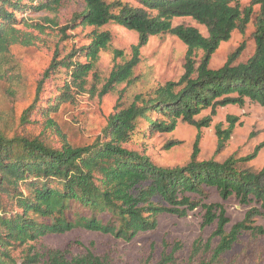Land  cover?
<instances>
[{"label": "trees", "instance_id": "obj_1", "mask_svg": "<svg viewBox=\"0 0 264 264\" xmlns=\"http://www.w3.org/2000/svg\"><path fill=\"white\" fill-rule=\"evenodd\" d=\"M63 1L0 0V81L7 75L1 60L7 59L14 46L33 44L32 36L22 30L27 25L24 17L49 12L57 18ZM133 1L138 5L85 0L84 11L74 15L61 34L75 27H90L94 29L91 43L60 61L54 58L39 89L61 70L69 73L73 87L81 89L100 52L112 42L109 32L99 33L109 24L137 33L138 43L132 48V59L113 69L108 88L128 81L140 63L142 49L153 37L174 36L187 46L184 75L146 97L137 96L130 106L118 110L109 118L102 136L89 146L64 144L57 148L47 138L10 137L0 130V264H112L91 252L67 259L60 251H51L46 263L31 250L21 261L15 254L46 236L77 230L131 242L141 233L155 231L160 215L182 219L199 207L206 209L204 227L217 225L205 244L202 240L193 244L187 264H239L237 258L229 262L224 258L239 237L246 233L254 240L264 239V228L255 225V219L264 216V167L256 170L250 166L264 148V141L252 154L230 156L219 163L199 161V135L188 164L172 169L160 167L142 152L127 147L137 135L142 134L144 139L172 133L180 121L199 130L209 128L213 118H199L207 110L216 115L218 108L243 107L247 100L264 107V0ZM254 15L253 56L237 63L246 48L243 43L223 67L209 68L220 45L230 41L236 31L245 34ZM178 18L194 20L206 28L208 37L194 27L174 26L173 20ZM51 22L58 25L55 20ZM198 51L203 56L197 64L194 57ZM81 56H88L90 62L78 63ZM65 80V86L50 95L47 106L42 107L45 100L38 95L34 105L24 111L21 123L30 124L32 118L48 116V111L58 112L63 104L73 102L72 88ZM233 132L234 125L224 132L218 128L216 154L225 150ZM212 189L225 200L235 196L243 204L254 202L260 208L250 209L244 220L227 232L225 210L217 215L216 206L203 203ZM178 249L164 253L157 264H179L175 257Z\"/></svg>", "mask_w": 264, "mask_h": 264}, {"label": "rangeland", "instance_id": "obj_2", "mask_svg": "<svg viewBox=\"0 0 264 264\" xmlns=\"http://www.w3.org/2000/svg\"><path fill=\"white\" fill-rule=\"evenodd\" d=\"M105 1L138 5L133 0ZM84 9L85 0H64L57 18L49 12L27 14L24 17L27 25L23 26L22 30L32 36L33 44L16 45L7 59L1 60L7 75L0 81V130L8 136L47 138L57 148L64 144L73 147L89 146L102 136L109 118L118 110L130 106L137 96L146 97L156 88L168 82H177L184 75L187 46L174 36L153 37L142 49L140 63L133 69L128 81L108 88L113 69L132 59V48L138 43L137 33L109 24L101 28L99 33L109 32L112 42L106 50L100 52L98 62L85 78L81 89L73 87L69 73L65 74L61 70L52 79L47 80L40 90L39 83L54 58L60 61L91 43L90 36L94 29L90 27H75L68 29L65 35L61 34V29ZM51 20L57 21L58 25L55 26ZM173 25L194 27L204 37H208L206 28L190 18L174 19ZM255 31L256 15L248 24L245 34L236 31L230 41L220 45L210 60L209 68L223 67L228 57L243 43L246 48L237 63H245L256 50ZM83 52L82 50L79 54ZM202 56V51L196 53L194 59L197 64ZM77 60L81 64L90 62L88 56L78 57ZM65 79L69 80L67 82L72 88L74 101L63 104L58 112L48 111V116L34 117L30 124H22L24 111L34 105L38 95L41 101L45 100L42 107L47 106L50 95H56L59 86H65ZM207 116L213 118L209 128L199 130L196 126L180 121L172 133H157L144 139L142 134L137 135L127 147L142 152L160 167L172 169L188 164L199 135V161L214 160L219 163H223L230 156L240 158L252 154L264 141V107L259 104L247 100L243 107L230 105L218 108L216 115L207 110L199 118ZM232 125L234 132L225 150L216 154L220 137L218 128L224 132ZM175 142L178 144H174ZM250 166L256 170L264 167V148ZM160 202L168 207L165 202ZM203 203L216 206L214 213L217 215L222 208L225 210L229 219L227 232L242 222L250 209L260 208L254 202L243 204L235 196L225 200L214 189L209 191V198L203 199ZM205 214L206 209L202 207L188 211L187 217L182 219L175 215L162 214L158 217V227L155 231L141 233L131 242L85 230L64 235H49L19 250L15 256L21 261L31 250L32 255H37L41 263H46L51 251H60L67 259L91 252L108 258L112 264H157L164 253L171 254L179 246L175 257L179 264H187L193 244L198 240L205 244L216 228V222L212 226L204 227ZM255 225L264 228V216L257 217ZM216 243L217 240H213L212 244ZM224 258L228 262L237 258L239 264H243V260L246 264H264V239L254 240L251 235L244 233Z\"/></svg>", "mask_w": 264, "mask_h": 264}]
</instances>
